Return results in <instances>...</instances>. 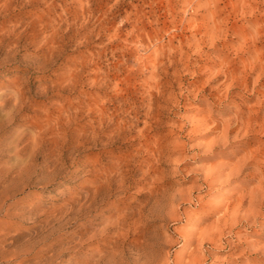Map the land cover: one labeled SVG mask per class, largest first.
I'll use <instances>...</instances> for the list:
<instances>
[{
  "label": "rangeland",
  "instance_id": "1",
  "mask_svg": "<svg viewBox=\"0 0 264 264\" xmlns=\"http://www.w3.org/2000/svg\"><path fill=\"white\" fill-rule=\"evenodd\" d=\"M262 189L264 0H0V264H264Z\"/></svg>",
  "mask_w": 264,
  "mask_h": 264
},
{
  "label": "bare ground",
  "instance_id": "2",
  "mask_svg": "<svg viewBox=\"0 0 264 264\" xmlns=\"http://www.w3.org/2000/svg\"><path fill=\"white\" fill-rule=\"evenodd\" d=\"M49 47V46H48ZM55 47V46H54ZM50 48V47H49ZM49 50V49H48ZM50 52L52 51V49L51 50H49ZM52 53V52H51ZM49 54V53H48ZM45 55V54H44ZM47 55V54H46ZM51 55V54H50ZM46 58V57H45ZM54 58V57H53ZM76 76H74V75H72L71 76V79L69 80V82H67V81H64V82H62V83H59V84H61V86H63V87H67L68 89L70 88V89H75L76 88V84H77V82H76ZM78 86V85H77ZM59 88V87H58ZM72 91V90H71ZM18 96V95H17ZM17 96H16V98H17ZM100 101V100H99ZM106 101V100H105ZM18 102H19V100H18ZM17 102V103H18ZM91 102V101H90ZM98 102V101H97ZM109 102V101H108ZM111 102V101H110ZM87 103V102H86ZM79 104V103H78ZM81 104V103H80ZM97 105V104H96ZM19 106V105H18ZM64 106V105H63ZM77 106V105H76ZM121 106V105H120ZM59 107H60V105H59ZM73 107V106H72ZM80 107H82V105L80 106ZM107 107V106H106ZM58 108V107H57ZM86 108V107H85ZM89 108H90V106H89ZM71 109V108H70ZM100 109V108H99ZM107 109V108H106ZM108 109H109V107H108ZM114 109V108H113ZM83 110H85V109H83ZM98 110V109H97ZM119 110V109H118ZM117 110V111H118ZM65 111V110H64ZM77 111V110H76ZM103 113H105L103 110H101ZM108 111V110H107ZM120 111V110H119ZM69 111H67V113H68ZM84 112V111H83ZM110 112V111H109ZM65 113V112H64ZM86 113V112H85ZM112 113V112H111ZM58 114V113H57ZM72 114V113H71ZM110 114V113H109ZM67 115V114H66ZM86 115V114H85ZM93 116V115H92ZM107 116V115H106ZM118 116V115H117ZM86 117H87V115H86ZM61 118V117H60ZM59 118V119H60ZM68 118V117H67ZM90 118V117H89ZM63 119V118H62ZM69 121H70V123H69V126H71V125H73V115H71V117L69 116ZM88 119V118H87ZM91 119V118H90ZM107 119H111V121H112V117H110V118H107ZM53 120H55V119H53ZM75 120V119H74ZM105 120V119H104ZM68 121V120H67ZM93 121H95V120H93ZM96 121H97V119H96ZM84 122V121H83ZM115 122H116V119H115ZM72 123V124H71ZM92 123V122H91ZM102 123V122H101ZM105 123V122H104ZM108 123V122H107ZM57 124V123H56ZM64 124H65V122H64ZM106 124V123H105ZM111 124V123H110ZM81 125V124H80ZM83 125V124H82ZM85 125V124H84ZM87 125V124H86ZM90 125V124H89ZM92 125V124H91ZM90 125V126H91ZM102 125H103V123H102ZM102 125H100V126H102ZM109 125V124H108ZM112 125V124H111ZM95 126V125H94ZM44 127V126H43ZM59 127H60V125H59ZM73 127V126H72ZM91 127H93V126H91ZM110 127H112V126H110ZM114 127V126H113ZM112 127V128H113ZM117 127V126H116ZM58 128V127H57ZM81 128V127H80ZM79 128V129H80ZM84 128V127H83ZM82 128V129H83ZM87 128H89V127H87ZM101 128V127H100ZM103 128H104V126H103ZM111 128V129H112ZM67 130H68V128H66ZM78 129V128H77ZM94 129V128H93ZM39 130V129H38ZM42 130V129H41ZM41 130L39 131V132H41ZM85 130V129H84ZM79 131V130H78ZM38 132V133H39ZM51 132V131H50ZM57 132V131H56ZM80 132H82V131H80ZM85 132V131H84ZM87 132V131H86ZM93 132V131H92ZM92 132H91V130H90V133L92 134ZM36 134L35 136H33L32 138H31V142L29 143V145L30 144H32L33 145V148H34V150L36 149V150H41L44 146H45V141H46V138H45V136H46V133H39V134ZM49 133V132H48ZM88 133V132H87ZM94 133H95V131H94ZM101 133V132H100ZM73 134H75L76 135V133H73ZM79 134V133H78ZM77 134V135H78ZM102 134H104V133H102ZM58 135V134H57ZM66 135H67V133H66ZM62 136V134H60V137H62L63 138V140L65 141V139H64V137H66L67 138V136ZM68 135H70V134H68ZM75 135H74V137H75ZM76 135V136H77ZM96 135V134H95ZM109 135H111V134H109ZM72 136V135H71ZM89 136V135H88ZM91 136V135H90ZM107 136V135H106ZM60 137L59 138H57V139H59L60 140ZM83 137V136H82ZM73 138V137H72ZM86 138V137H85ZM75 138H73V140H74ZM81 139V138H80ZM82 139H84V138H82ZM91 139H93V138H91ZM96 139H98V138H96ZM33 140V141H32ZM77 140H79V139H77ZM95 140V139H94ZM63 141V142H64ZM68 141H69V139H68ZM80 141V140H79ZM48 142V141H47ZM46 142V143H47ZM60 142V141H59ZM59 142H57V140L56 139H54V140H52V144H51V152L52 153H54V156L55 155H57L58 157L56 158L57 160L60 158V155H59V153H57V152H59L58 151V143ZM62 142V143H63ZM80 142H82V141H80ZM93 142V141H92ZM75 143V142H74ZM50 144V143H49ZM66 144V143H65ZM68 144V143H67ZM76 144H78V142L76 143ZM60 145V144H59ZM72 145H74V144H72ZM30 147V146H29ZM79 147V146H78ZM46 148V147H45ZM44 148V149H45ZM72 148H74V146L72 147ZM45 150H47V149H45ZM63 151V150H62ZM39 152V151H38ZM61 152V151H60ZM39 154V153H38ZM51 154V153H50ZM27 155H29L30 157H33V155H34V152H30V154H27ZM47 155V154H46ZM45 155V156H46ZM64 155V154H63ZM35 156V155H34ZM36 157V156H35ZM134 157V156H133ZM53 158V157H52ZM51 158V159H52ZM135 158V157H134ZM47 159V158H46ZM61 159V158H60ZM33 160V159H32ZM44 161V160H43ZM46 161V160H45ZM54 161V160H53ZM60 161V160H59ZM133 161H135V160H133ZM50 164V163H49ZM48 164V165H49ZM61 164V163H60ZM60 164H58V165H60ZM123 166V165H122ZM131 166V165H130ZM121 167V166H120ZM129 167V166H128ZM60 169V168H59ZM122 170H123V168H121ZM126 169V168H125ZM122 170H120V168L117 170V172H114L115 173V176L116 177H118V180H120V182H124L125 181V171L123 172ZM55 173V172H54ZM129 173V172H128ZM52 174V173H51ZM114 176V177H115ZM221 175H219V173H217V172H215V171H213V172H209V173H207V175L205 176V181L207 182V183H209V182H211V183H215L216 182V179L217 178H219ZM106 178V177H105ZM104 180V179H103ZM110 180H112V178H108L107 177V182H111ZM102 182V181H101ZM104 183V182H103ZM98 185H100V184H98ZM95 186L94 185V188H95V190L94 191H92L91 189H86V191H84V192H82L81 194H79V195H77L76 197H73L72 198V202H70V204L67 206V213H73V212H77V214L78 213H80V214H86V215H88V214H90L91 212H92V208H94V210H95V207H96V201H98L97 200V198H98V194H100L99 193V191L102 189V187H101V185L100 186ZM103 185V184H102ZM261 190V189H260ZM104 193V192H103ZM102 194V193H101ZM105 195V194H104ZM261 195H262V197H261V203H263L264 202V190L262 189V191H261ZM103 199V198H102ZM101 200V199H100ZM30 206V205H29ZM32 206H34L33 204H32ZM156 206V205H155ZM34 208H35V206H34ZM159 208V207H158ZM158 208L156 209V212H158ZM33 210V209H32ZM162 211V210H161ZM33 212V211H32ZM36 212V211H35ZM159 212H160V210H159ZM38 213H40V212H38ZM256 213H258V212H256ZM252 215V214H251ZM37 217H39V216H37ZM82 217V216H81ZM85 217V216H84ZM83 217V218H84ZM42 218V217H41ZM38 219V218H37ZM119 221V220H118ZM222 232V230L218 227L217 229H216V232L214 233V235L212 236H210V235H208L207 236V238L209 237V239H208V241H210V242H218V241H220L221 240V238H218V235L220 234ZM12 236V235H11ZM10 236V237H11ZM7 238V237H6ZM83 239V238H82ZM6 240H8V238L6 239ZM141 251V250H140ZM139 251V252H140ZM112 252V251H111ZM142 253V252H141ZM155 255V254H154ZM143 258H142V257ZM151 256H153V255H151V253H148V252H146V250L140 255V258H142V259H137V264H145V263H143L144 262V260L145 259H150L151 258ZM100 258V257H99ZM103 258V257H102ZM105 258V257H104ZM153 259H155V258H153ZM152 259V260H153ZM104 260V259H103ZM99 262H101L100 260H98V261H96V263L95 264H99ZM150 262H153V261H150ZM154 262H155V260H154ZM153 262V263H154ZM114 263V262H113ZM119 263H120V261H119ZM127 263V262H126ZM13 264H27L26 263V260H22V261H17V262H13ZM93 264V263H92ZM110 264V263H109ZM117 264H118V262H117Z\"/></svg>",
  "mask_w": 264,
  "mask_h": 264
}]
</instances>
